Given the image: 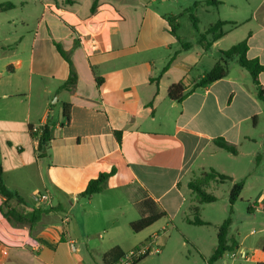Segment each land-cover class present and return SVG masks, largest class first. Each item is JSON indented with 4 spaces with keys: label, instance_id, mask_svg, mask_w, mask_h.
I'll list each match as a JSON object with an SVG mask.
<instances>
[{
    "label": "crops",
    "instance_id": "0c3cea01",
    "mask_svg": "<svg viewBox=\"0 0 264 264\" xmlns=\"http://www.w3.org/2000/svg\"><path fill=\"white\" fill-rule=\"evenodd\" d=\"M95 1L0 0L13 4L0 13L3 184L22 199L11 202L24 211L36 208L35 194L51 197V208L32 229L14 228L0 212V264H104L103 256L115 247L128 253L143 246L156 236L149 231L163 218L174 226L187 203L191 176L207 170L227 174L218 163L227 152L215 146V139L222 137L237 148L255 141L264 111L246 69H230L226 78L195 90L182 103L168 97L171 85L184 82L191 89L214 68L218 59L209 50L218 48L232 30L209 50L196 44L184 50L166 20L178 14L168 13L170 8L163 11L167 5L157 6L159 0H98L92 12ZM263 7L264 0L249 33L247 56L264 65ZM135 16L141 19L140 27ZM143 31H157L166 39L147 40L140 49ZM57 43L77 76L71 91L60 89L70 76V65ZM64 104L70 105L68 123ZM46 125L51 140L41 152L30 127ZM115 131L122 132L120 143ZM238 156L227 153L225 158ZM42 157L48 162L44 170ZM112 169L116 173L102 192L91 198L81 195L91 180ZM0 201L6 198L0 195ZM195 204L192 200L189 212ZM208 205L201 206L202 212ZM161 212L167 216L150 228L131 230L132 222ZM248 212L254 215L257 207L250 206ZM234 237L238 250L250 256L244 264H264V235L257 237L253 229ZM26 238L38 248L20 246ZM185 241L203 264H210L217 234L210 249ZM229 254L212 264H243Z\"/></svg>",
    "mask_w": 264,
    "mask_h": 264
},
{
    "label": "rangeland",
    "instance_id": "374dc122",
    "mask_svg": "<svg viewBox=\"0 0 264 264\" xmlns=\"http://www.w3.org/2000/svg\"><path fill=\"white\" fill-rule=\"evenodd\" d=\"M190 1L191 0H159L156 5L159 6L161 4H166L167 6L164 7L163 11L170 8L168 13L173 12L175 14H180L183 10L193 7V4H189ZM198 1L204 2L207 0ZM218 1L223 2L217 6L206 5L204 3L198 5L194 15L198 19L197 26L199 31H196L193 28L187 15L182 16L179 19L180 28L177 31L178 37L182 38L183 42H190L195 45L200 34H203L211 25L217 23L219 20L236 23V28L230 25L225 28L230 31L232 29V32L224 38L220 46L218 48L213 47L209 50L210 56H214L217 59L219 58L220 49H230L232 46L247 39L249 33L255 29L257 7L262 0ZM169 4H171V6ZM261 12L264 13V7ZM133 19L135 26L140 27L141 19L138 16L133 17ZM151 39L153 41L162 42L166 38L157 31L153 32L151 35H147V33L143 31L139 34V48L141 49L146 41ZM240 67L238 60L234 59L231 63L230 69L234 70ZM53 101H55V99ZM254 139L255 141L253 143H247L243 148H237L239 152L237 158L227 160L225 158L227 153H223L224 158L220 159V162L218 161L223 169H225L222 171H225V173H227L226 175L234 178V181H227L225 184L220 185L217 190H210L218 200L214 204L204 206L205 210L202 212V219L210 221L211 225L201 228L186 223L185 215L190 214L189 207L191 201L195 200L191 191H189L187 203L184 206V210L179 216H177L175 222H173L174 226L169 223L168 220L163 218L161 223L157 224L151 229V231H149L150 235L156 233V235L159 236L157 244H160L159 247L161 251L164 249L165 251H163V253L151 252L141 264H203L202 258L195 253L190 244L186 243L185 239L189 238L193 241L200 242L206 249H210V245L216 237L219 226L230 214L231 206L229 197L235 182H244V190L240 199L232 206L233 225L231 227L230 235L237 236L238 232L244 235L245 233L253 231V229H255L257 237L264 235V116L257 121V129L254 132ZM41 160L43 161L40 165L44 170L47 167L48 162L45 161L44 157H42ZM31 168L33 169L34 167ZM191 178L192 176L190 177V180ZM26 187L27 186H25V188ZM41 190L43 191L44 189L41 188ZM250 206L257 207V212H255L254 215L249 214L248 212ZM0 209L5 210L6 212L17 210L24 214L31 212L18 208L15 203L10 202L9 200L0 201ZM250 215H252V217H250ZM28 223L29 222L27 221L18 226L10 224L14 228H23L29 227ZM166 223L168 224L166 225ZM168 236H170V238H167ZM164 242L165 248L163 249L162 244ZM237 260H239V258ZM242 263L244 264L245 261Z\"/></svg>",
    "mask_w": 264,
    "mask_h": 264
},
{
    "label": "trees",
    "instance_id": "16d2710c",
    "mask_svg": "<svg viewBox=\"0 0 264 264\" xmlns=\"http://www.w3.org/2000/svg\"><path fill=\"white\" fill-rule=\"evenodd\" d=\"M98 0L95 1L92 7V12L95 11L96 5ZM206 4V5H219L221 2L218 0H207L204 2L196 3L193 7H190L184 10L182 13L174 16L166 17L167 22L171 28V33L177 37V39L182 43V47L184 50H189L194 44L190 42H183V39L178 37L177 31L180 28L179 19L182 16H188L193 28L196 31L198 29V19L195 17L194 12L199 4ZM13 8V4L11 3H3L0 4V13L6 12ZM232 26L236 28V23L234 22H227L219 20L217 23L211 25L203 34H200L198 41L196 42L197 45L201 46L205 50H209L213 44L223 37L227 35L226 27ZM232 30V29H231ZM249 37L247 39L241 41L237 45L232 46L230 49L220 51L219 58L217 63L215 64L214 68L210 71L205 73L204 75L200 76L193 84L192 88L189 89L185 86L184 82H179L170 86L168 90V97L177 103H182L191 93L195 90L200 88H206L212 85L215 82H218L224 78H226L230 73L231 63L234 59H237L240 66L246 69L252 76L253 83H254V94L257 100L262 105L264 111V86L261 84L259 80V76L264 73V65L260 63L258 58L249 59L247 53L249 51ZM56 48L61 54V56L69 63L70 65V76L68 80L61 86L60 89L71 91L76 83H77V76L73 69L72 62L68 54L63 50L60 44H56ZM175 56L171 58V60L167 63V65L161 71L160 76L156 79V82L160 80V78L168 71L170 68ZM99 81V80H97ZM70 105L64 104V117L67 123L70 120L69 114ZM31 134L34 138H39V150L44 152L48 143L51 140L49 126L46 125L42 127V133L39 136L32 132V127H30ZM115 136L117 141L120 143L122 139V132L115 131ZM214 144L217 148L230 153L232 155H237L238 150L237 147L224 138L220 137L214 140ZM116 173V169H112L109 172L101 173L96 179L91 180L85 191L81 194L82 196L91 198L95 194L102 192L104 184L107 180L112 177ZM2 167L0 165V195L5 197L6 200L17 201L18 203L22 202V199L17 195L10 192L5 185L3 184L2 180ZM231 178L227 175L221 174L216 170H210L208 172H202L199 175H194L189 184V190L191 194L194 196L195 205L191 208L190 216L187 217L186 221L189 225L193 226H209L210 223L205 222L202 219V205L205 204H212L217 202V197L210 192L213 186H220L225 184L227 181H230ZM244 189V182L236 183L233 185L229 202H230V214L228 218L219 226L217 232V248L213 252L209 263L212 264L224 258L225 255L228 253H233L238 250L239 242L236 237L230 236V229L232 227L233 219V209L232 206L240 199V196ZM0 212L3 216L12 224V225H20L24 222H29V228H34L38 223L41 222L43 216L48 213V210L45 208H34L31 212H27V214L21 213L17 210H10L6 212L5 210L0 209ZM167 214L165 212H161L158 214H154L145 218H141L137 221H134L130 224V228L134 233H140L151 226H153L157 221L166 217ZM138 248V247H137ZM127 253H124L119 247H115L108 251L103 256V263L104 264H118ZM150 253L142 256L138 260L134 262V264H139L143 260H145Z\"/></svg>",
    "mask_w": 264,
    "mask_h": 264
},
{
    "label": "built area",
    "instance_id": "2783aa9c",
    "mask_svg": "<svg viewBox=\"0 0 264 264\" xmlns=\"http://www.w3.org/2000/svg\"><path fill=\"white\" fill-rule=\"evenodd\" d=\"M89 25L94 26L95 24L90 23ZM32 132L40 136L42 133V126H35V127L33 126ZM34 202L36 204V208H45V209L51 208V197L47 193L35 194ZM158 238H159L158 235H156L153 238H151L147 244L131 250L130 252L126 254V256L118 264H134L136 260H138L139 258H141L142 256L148 253H151V252L160 253L161 250H160L159 245L157 244ZM20 246L22 247L28 246L34 249L38 248L37 242L30 238H26L24 240L22 239ZM229 255L231 259L233 260H236L239 258L242 261H247L249 260V257H250L248 253L243 250H237L233 253H230Z\"/></svg>",
    "mask_w": 264,
    "mask_h": 264
}]
</instances>
